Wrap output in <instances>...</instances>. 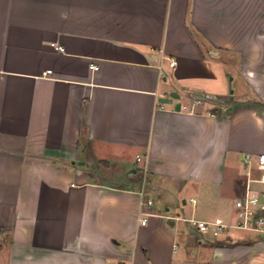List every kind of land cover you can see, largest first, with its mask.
Here are the masks:
<instances>
[{
  "label": "crops",
  "instance_id": "1",
  "mask_svg": "<svg viewBox=\"0 0 264 264\" xmlns=\"http://www.w3.org/2000/svg\"><path fill=\"white\" fill-rule=\"evenodd\" d=\"M247 154L264 0H0V264H264L189 222L233 221Z\"/></svg>",
  "mask_w": 264,
  "mask_h": 264
},
{
  "label": "built area",
  "instance_id": "2",
  "mask_svg": "<svg viewBox=\"0 0 264 264\" xmlns=\"http://www.w3.org/2000/svg\"><path fill=\"white\" fill-rule=\"evenodd\" d=\"M175 64V61H169L171 67ZM137 161H140L139 157H137ZM242 162L244 190L234 201L233 221L227 223L221 219L211 222L189 220L199 231L210 230L213 236H217L224 230H239L253 233L259 239H264V155L247 154ZM146 204L150 207L153 205V201L147 200ZM142 215L147 214L142 213ZM142 223H145V220Z\"/></svg>",
  "mask_w": 264,
  "mask_h": 264
},
{
  "label": "rangeland",
  "instance_id": "3",
  "mask_svg": "<svg viewBox=\"0 0 264 264\" xmlns=\"http://www.w3.org/2000/svg\"><path fill=\"white\" fill-rule=\"evenodd\" d=\"M234 76H237L236 73H231L230 75L226 76L225 78V81H226V84H227V87H226V92L224 93L225 94V97L224 98H228L229 97V94L230 92L233 90V89H236L237 88V81L236 80H233L232 81V77ZM258 106H262L260 104H258ZM261 108V107H260ZM102 169V167H101ZM241 231L239 230H234V233L236 234H240Z\"/></svg>",
  "mask_w": 264,
  "mask_h": 264
}]
</instances>
